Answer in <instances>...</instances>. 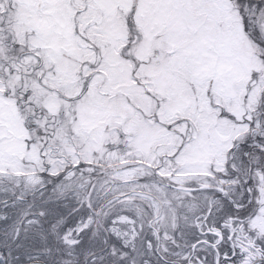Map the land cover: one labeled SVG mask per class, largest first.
Masks as SVG:
<instances>
[{
	"label": "snow or ice",
	"instance_id": "snow-or-ice-1",
	"mask_svg": "<svg viewBox=\"0 0 264 264\" xmlns=\"http://www.w3.org/2000/svg\"><path fill=\"white\" fill-rule=\"evenodd\" d=\"M0 264H264V0H0Z\"/></svg>",
	"mask_w": 264,
	"mask_h": 264
}]
</instances>
